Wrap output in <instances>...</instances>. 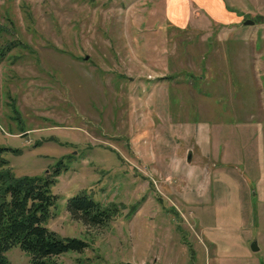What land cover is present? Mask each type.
Listing matches in <instances>:
<instances>
[{
  "label": "rangeland",
  "instance_id": "obj_1",
  "mask_svg": "<svg viewBox=\"0 0 264 264\" xmlns=\"http://www.w3.org/2000/svg\"><path fill=\"white\" fill-rule=\"evenodd\" d=\"M195 1L0 0V146L15 175L61 163L46 225L88 245L57 264H214L264 241V0ZM79 191L117 216L73 219Z\"/></svg>",
  "mask_w": 264,
  "mask_h": 264
},
{
  "label": "trees",
  "instance_id": "obj_2",
  "mask_svg": "<svg viewBox=\"0 0 264 264\" xmlns=\"http://www.w3.org/2000/svg\"><path fill=\"white\" fill-rule=\"evenodd\" d=\"M10 47L7 44L0 50V59ZM8 151L18 152L0 146V264H8L4 252L16 246L29 256V264H57L54 257L58 255L81 253L88 246L85 241L61 236L46 225L56 206L57 196L50 187L60 173L61 163L40 175H15L4 157ZM65 207L73 219L88 227L106 226L118 213L114 206L101 204L85 191L67 198ZM136 207H129L128 217Z\"/></svg>",
  "mask_w": 264,
  "mask_h": 264
},
{
  "label": "crops",
  "instance_id": "obj_3",
  "mask_svg": "<svg viewBox=\"0 0 264 264\" xmlns=\"http://www.w3.org/2000/svg\"><path fill=\"white\" fill-rule=\"evenodd\" d=\"M196 3H199V0L195 1ZM223 9V6H222ZM188 6H183V3L181 4L180 8L178 9L177 13H174V16L171 18V21L176 23L178 26H183L188 21L187 17H184L187 15ZM224 10V9H223ZM256 244L258 247V250L253 252L250 250V248L245 247L244 243L237 244L240 248V251L237 252L236 256H230L229 258L224 260H218L217 258H214L215 263L214 264H264V241L256 240ZM263 248V252L259 253L258 251L260 248ZM224 261V262H222Z\"/></svg>",
  "mask_w": 264,
  "mask_h": 264
},
{
  "label": "water",
  "instance_id": "obj_4",
  "mask_svg": "<svg viewBox=\"0 0 264 264\" xmlns=\"http://www.w3.org/2000/svg\"><path fill=\"white\" fill-rule=\"evenodd\" d=\"M241 24H243V25H250V24H253V21L252 20H249V19H245V20H242L241 21ZM188 159H189V155L186 156V160H188ZM249 248L253 252H255V251L258 250V247H257L256 240L255 239H253L251 241V243L249 244ZM126 264H129V263H126Z\"/></svg>",
  "mask_w": 264,
  "mask_h": 264
}]
</instances>
